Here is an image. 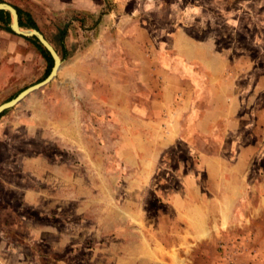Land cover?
<instances>
[{
	"label": "rangeland",
	"instance_id": "obj_1",
	"mask_svg": "<svg viewBox=\"0 0 264 264\" xmlns=\"http://www.w3.org/2000/svg\"><path fill=\"white\" fill-rule=\"evenodd\" d=\"M1 1L0 264H264V0Z\"/></svg>",
	"mask_w": 264,
	"mask_h": 264
},
{
	"label": "water",
	"instance_id": "obj_2",
	"mask_svg": "<svg viewBox=\"0 0 264 264\" xmlns=\"http://www.w3.org/2000/svg\"><path fill=\"white\" fill-rule=\"evenodd\" d=\"M0 10H7L11 14V30L21 36H36L40 43L49 51L51 56L53 57L54 63L49 72V74L41 81L32 84L25 89L21 90L15 97L11 98L10 100L0 104V114L5 111L6 109L14 106L15 104L19 103L22 99L28 96L30 93L35 92L36 90L40 89L41 87L48 84L51 80H53L61 67V57L59 56L58 52L55 50L53 45L45 38L43 33L38 29L31 28L24 30L20 27L18 21V13L14 6L7 2H0Z\"/></svg>",
	"mask_w": 264,
	"mask_h": 264
},
{
	"label": "trees",
	"instance_id": "obj_3",
	"mask_svg": "<svg viewBox=\"0 0 264 264\" xmlns=\"http://www.w3.org/2000/svg\"><path fill=\"white\" fill-rule=\"evenodd\" d=\"M0 2H3L0 0ZM18 13V21H19V25L22 28H35L39 30V27L37 25V23L35 22L34 18L32 17V15L27 12L22 10L21 8L13 5ZM0 21H2L4 23L5 29L6 30H11L10 24H11V14L9 11L7 10H0ZM65 28L61 29V36L60 38H62V36L65 33ZM25 39H27L30 43H32L35 48L41 53V55L44 57V59L47 62V69H48V73L50 72L54 60L53 57L51 56V54L49 53V51L40 43V41L38 40V38L36 36H23Z\"/></svg>",
	"mask_w": 264,
	"mask_h": 264
}]
</instances>
